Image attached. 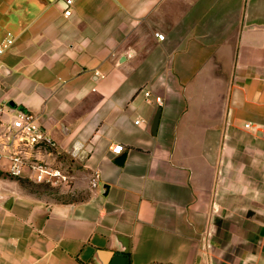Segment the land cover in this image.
I'll return each mask as SVG.
<instances>
[{
    "label": "crops",
    "instance_id": "1",
    "mask_svg": "<svg viewBox=\"0 0 264 264\" xmlns=\"http://www.w3.org/2000/svg\"><path fill=\"white\" fill-rule=\"evenodd\" d=\"M66 9L0 0V104L37 117L57 148L28 154L72 194L1 166L0 264H264V0Z\"/></svg>",
    "mask_w": 264,
    "mask_h": 264
},
{
    "label": "built area",
    "instance_id": "2",
    "mask_svg": "<svg viewBox=\"0 0 264 264\" xmlns=\"http://www.w3.org/2000/svg\"><path fill=\"white\" fill-rule=\"evenodd\" d=\"M77 1L65 0L67 6L65 16L72 15V8ZM158 38L163 41L165 36L159 35ZM10 46L9 41L1 43L0 54L7 51ZM145 96L150 98L151 93L148 91ZM155 101L158 105L163 104L161 97H156ZM8 111L7 105L0 104V167L7 162L6 171L13 178L27 177L32 181L51 186L67 183L70 176L62 169L28 154V149L57 148L56 142L46 135L38 123L37 117L29 113H19L11 119H6ZM83 151L84 147L80 143H76L71 154L73 157H77ZM123 151V145H115L112 148V153L115 155H120ZM100 180V173L94 172L90 181L91 188L97 190Z\"/></svg>",
    "mask_w": 264,
    "mask_h": 264
},
{
    "label": "rangeland",
    "instance_id": "3",
    "mask_svg": "<svg viewBox=\"0 0 264 264\" xmlns=\"http://www.w3.org/2000/svg\"><path fill=\"white\" fill-rule=\"evenodd\" d=\"M24 187L29 193L40 199L67 200L71 199V193L62 192L59 186H51L35 181L24 182Z\"/></svg>",
    "mask_w": 264,
    "mask_h": 264
},
{
    "label": "water",
    "instance_id": "4",
    "mask_svg": "<svg viewBox=\"0 0 264 264\" xmlns=\"http://www.w3.org/2000/svg\"><path fill=\"white\" fill-rule=\"evenodd\" d=\"M10 106L11 107H14V104L13 103H10ZM24 113H26V112H24ZM160 115H161V109H159L158 115H157V117H156V119L154 121V124H153V127H152L153 133H156V131H157V128H158V125H159ZM125 158H126V156H122L116 162L119 165H122L124 163V161H125ZM106 188H107L106 186H103V189H102V194L103 195H106L107 194L106 191H105ZM11 201H12V198L7 199L6 202H5L6 204H4V206L5 207H8V204L11 203Z\"/></svg>",
    "mask_w": 264,
    "mask_h": 264
}]
</instances>
